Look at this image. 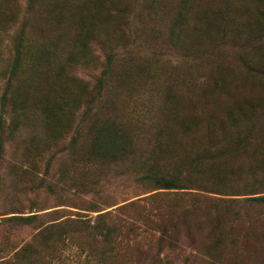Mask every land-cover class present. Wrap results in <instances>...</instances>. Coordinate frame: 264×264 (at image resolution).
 <instances>
[{"label": "trees", "instance_id": "obj_1", "mask_svg": "<svg viewBox=\"0 0 264 264\" xmlns=\"http://www.w3.org/2000/svg\"><path fill=\"white\" fill-rule=\"evenodd\" d=\"M118 1L125 3L124 0ZM153 1L145 0V3ZM255 1L264 5V0ZM29 2L27 12L31 6L37 5L38 0ZM82 2L87 4L82 9L86 19L76 34L86 42L88 37L98 33L102 25L101 18L105 17L104 22H107L108 15L112 12L116 14L123 11L115 0ZM236 4L232 0L225 2L224 7L227 6L228 9ZM190 5L192 11L201 16L200 27L196 29L185 28L190 26V22L183 15L187 13ZM175 8L172 17L178 21L176 20L177 24L171 23L167 27L168 30H165L168 31L169 37L178 38L177 36L186 30L190 37L195 39L197 34L204 32L201 24L205 23L206 8L197 9L195 0H176ZM62 9L64 5L61 1L47 4L42 9L50 33L56 31L52 25L58 20ZM218 14L222 17L224 12L220 10ZM43 28L45 29V26ZM81 30L83 32L79 36ZM38 31L42 32L43 41L48 42L44 31L41 28ZM66 35L65 33V38ZM71 41L61 40V50L53 63L51 60L44 62L43 58L44 64L39 61V79L33 90L35 95L40 94L39 103L34 111L28 113L25 119L27 121L28 118V121L23 125H19L18 118L11 119L15 121L13 130H16L9 134L13 140H20L22 146L26 144V147L29 145L31 148V144L39 143V149L36 147L35 150L37 153L59 148L61 145L57 151L63 152V155L69 153L74 157L77 178L76 182H72L73 185L78 192L84 189V194L91 193V198L80 195L76 198L86 203L84 210L97 213L89 216L76 212L73 217L62 214L48 219L47 216L55 214L56 211L34 213L39 209L33 204L36 202L32 201L29 207L32 210H28L27 215H11L3 217L0 221L11 228L32 225L36 229L31 239L14 251L11 260L1 259L0 264H54L55 261L60 262L63 259L64 251L69 245L77 246L80 252L82 249L85 251L84 260L87 264H101L107 258L116 260L119 264H234L229 258L226 259V254L229 250L232 254V248L237 242L234 236H230L231 229L226 227L224 222L226 228H222L217 237L215 230L220 229L219 219L222 216H219H225L224 212L230 210L233 204L248 200L249 204L264 205V195L244 197L243 200L223 197L249 194V186L252 187L251 191L264 189V185L261 186L259 181L254 179L256 175L253 172L250 174L253 181L249 182L245 178L249 173L242 161L245 154L249 153V140L257 141L255 145L264 142L262 108L257 110L262 118L259 115L252 117L257 123L254 122L250 126L244 121L247 116L253 114L254 105L247 106L243 100H236L238 102L230 107V101L226 107L222 104H210L209 101L203 102L199 114L191 117L185 115L184 110L180 108L181 104L180 107L176 106L170 97L162 99L163 97L154 90L155 98L145 99L148 104L140 102L142 108L152 110L151 114L143 119L132 117L122 112L114 102V99L121 95V81L128 77V63L118 59L114 49L106 46L109 54L100 64V75L96 83H78L80 79L74 76L73 68L85 67L92 60L84 46ZM143 44L140 43V46ZM221 44L214 45L222 47ZM237 48L243 49L244 46ZM49 51L50 55L53 51ZM201 52V47L191 51L189 68L192 64L198 66L194 58ZM222 54L224 56L227 53ZM240 54L242 56V53L237 52L232 56L227 54L226 59L221 56L222 59H219L209 52L205 57L201 54V69L204 74L207 73V79L216 84L215 74L218 68L223 64L233 66L229 61L231 59L235 64L233 68L230 67L231 74L228 73V76L233 79L235 74H241L238 62L248 59ZM155 59L163 58L160 55ZM134 60L135 63L138 60L146 62L148 58L143 56ZM203 60H206L207 69ZM245 63L249 70V63ZM14 64L13 62V66ZM138 66L135 65V68L141 71ZM187 78L192 80L193 77L187 75ZM106 83L108 86H105ZM185 84L188 86L189 82L186 81ZM151 92L147 94L151 95ZM226 93L230 96L229 92ZM184 102L182 107L196 109L192 99H187L186 104ZM80 103L82 108L80 106L78 110ZM196 103L199 105V102ZM206 108L207 113L204 111ZM161 111L165 112L163 116L156 114ZM75 115H78V120L73 125L71 134L67 136L70 125L76 121ZM176 130L184 136V142L178 140L179 133L173 134ZM3 153L0 142L1 157ZM258 156L262 158L264 152L258 153ZM117 179L127 189L142 187V193L156 191L135 199L130 197V200L125 199L128 201L122 200L121 202L125 201L123 203L116 202L108 195L113 192L102 194L99 189H112ZM162 195L172 196L169 199L170 204L166 205L168 210L145 209L143 201L152 202ZM93 203L94 206H91ZM95 203L98 205L95 206ZM99 206L111 208L100 212L101 209H97ZM222 234L225 237L222 238ZM251 238L253 239H250L249 243L253 242L255 248L264 247L263 233ZM224 246L226 253L223 254ZM252 252L256 257L254 261L260 260L261 254L264 256V252ZM262 260L264 261V258Z\"/></svg>", "mask_w": 264, "mask_h": 264}, {"label": "rangeland", "instance_id": "obj_2", "mask_svg": "<svg viewBox=\"0 0 264 264\" xmlns=\"http://www.w3.org/2000/svg\"><path fill=\"white\" fill-rule=\"evenodd\" d=\"M56 1H61L64 9H62V13L58 14V20L52 25L56 31L50 33L49 27L45 24V14L42 9L47 4L50 5ZM82 1L42 0L40 2L38 0L37 5L31 6L30 11L27 12L29 0H0V142L4 151L2 157L0 156V221L3 220V217L11 215H27V211L32 210L29 207L33 202H36L33 204L39 209L34 213L56 211L55 214L47 216L48 219L62 214L73 217L76 212L86 213L89 216H94L97 213L84 210L86 203L76 198L79 195L91 198V193L84 194L86 191L84 189L82 192H78L79 190L73 185L72 182H76L77 178L74 157L69 153L63 155V152L57 151L61 145L59 148L46 149L47 151L37 153L35 150L36 147L39 149V143L31 144V148L29 145L26 147V144L22 146L20 140H13L9 134L16 130H13L15 121L13 122L12 118H18L19 125H23L28 121V118L27 121L25 120L28 113L37 107L40 94L35 95L33 90L39 79L38 65L40 64L38 63L40 60L41 64H44L45 60H51L53 63L61 50V40L65 42L71 39V42L84 46V50L89 53L92 60L85 67L73 68L74 76H78L80 79L78 83L81 81L82 83L86 82L87 85L96 83L100 75V64L109 54L106 46L114 49L118 54V59L121 58L124 63H128L126 68L128 77L121 81V95L116 97L114 102L119 105L122 112L132 117L137 116L143 119L146 115L151 114L152 110L142 108L140 102L144 101V104H148L147 101L145 103V99L154 97L155 92L153 91L156 90L157 94L163 97L162 99L170 97L175 101L176 106L180 107L181 104L180 108L184 110L185 115L191 117L199 114L198 111L203 102L209 101L210 104H222L226 107L230 101V107L238 102L236 100H243L246 101L247 106L254 105L253 114L247 116L245 124L250 126L254 122L257 123L254 121L255 119L252 120V117L260 116V112H257L259 108H262V117L264 118V5L262 3L255 0H234V3L237 4L227 9V6L224 7L225 2L232 0H195L197 9L206 8V10H204L205 23L201 24L204 32L197 34L194 39L186 30L184 33H180L178 38L176 36L169 37L168 31H165L168 30L167 27L171 23L177 24L178 19L176 18V21L172 17L173 11L176 9V0H154L152 3H145V0H124L125 3H119L118 0H115L123 11L116 14L112 12L108 15L107 22H104L105 17L101 18L102 25L98 29V33L88 37L86 42L83 37H78L76 34L78 29L85 24L84 20L86 19L82 9L87 4ZM220 10L224 12L222 17L218 14ZM109 12L110 8L108 7ZM183 16L190 22V26L185 28L200 27L201 16L192 11L191 5ZM40 28L44 31L48 42H46L47 40L43 41L42 32L38 31ZM82 32L83 30L80 31L79 36ZM65 33L67 34L66 38ZM78 38H80L79 42H77ZM140 43H144L143 46H140ZM215 43H222V47L214 45ZM238 46H244V48L239 49ZM197 47L202 48L201 54L204 57L207 52L216 55L219 59H222L220 56L226 59L227 54L232 56L235 52L242 53L241 57L248 58L245 62L249 63V70L246 67L247 64L242 60L243 62H238L241 74H235L231 79L228 73L231 74L230 67L233 68L235 63L234 60L229 59L233 66L231 64L221 65L215 74L216 84H213L210 79H207V73L204 74L201 69L203 59L201 54L194 58L198 62V66L195 67L192 64L190 68L188 67L191 51ZM49 49L53 51L50 55ZM223 52L227 54L223 56ZM160 55L163 59H155ZM15 56H17L16 62ZM143 56L148 58L146 62L138 60L135 63L136 57ZM203 61L204 67L207 69L206 60ZM216 62L220 61L216 60ZM135 65H139L141 71L137 70ZM252 69L254 70L252 71ZM187 75L190 78L193 77L192 80H189ZM64 80L67 82L66 77ZM186 81L189 82L188 86L185 84ZM68 83L70 86L73 85L70 80ZM105 86L108 84L106 83ZM150 91H152L151 95L147 94ZM226 92H229L230 96ZM187 99L193 100L195 110L192 107H182V102L186 100L184 102L186 104ZM260 101H262L260 104H256ZM196 102H199V105ZM81 105L80 103L78 110ZM140 107L141 110H139ZM207 108L204 110L206 113ZM164 109L168 110V108ZM164 113L161 111L156 114L163 116ZM77 116L75 115L76 121L70 125L67 136L71 134L73 125L76 124ZM262 117L260 116V118ZM179 132L176 130L173 134ZM185 139L188 141L187 138ZM178 140L181 143L185 141L181 133L178 135ZM256 142L249 140V153L245 154L242 161L249 173L245 178L249 182L253 181L250 176L253 172L256 175L254 179L259 181L258 183L262 186L264 185V180H262L264 177V160H262L264 156L260 158L258 153L264 152V142L255 145ZM25 148H27L26 151ZM16 149L19 150L16 151ZM114 182L112 189L103 187L99 190L102 194L113 192L108 195L111 200L116 202L130 197L135 199L156 191L142 193L144 191L142 187L127 189L122 186L120 180L117 179ZM251 190L252 187L249 186V194L224 195L223 197L243 200L244 197L264 195L262 192L264 189ZM171 197L162 195L152 202L143 201L142 204L145 209L151 211H164L168 210L166 205L170 204ZM92 199V201L95 200L94 197ZM100 202L98 201V203ZM98 203H95V206ZM92 205L94 206V203ZM110 208L97 207V209H101L100 212ZM11 211L17 212L11 213ZM224 213H226L225 216L224 214L219 216H222L219 219L220 229L215 230V237L226 226L231 229L230 236H234L237 240L232 248V254L229 250L226 259L229 258V261L234 264H264L262 260L264 256L261 254V259L254 261L256 257L252 252L253 250H257L259 253L264 252L262 249L264 247L257 249L253 246V242L249 243V240L253 239L252 236L264 234V205L262 203L249 204L247 200L243 203L233 204L232 208ZM35 231L36 229L32 225L11 228L0 222V260H11L14 251L28 242ZM223 237L225 235L222 234ZM64 252L63 259L60 262L55 261L54 264H87L84 260L85 251L83 249L80 252L77 246L69 245ZM224 253H226L225 246L223 247ZM101 264H119V262L107 258Z\"/></svg>", "mask_w": 264, "mask_h": 264}]
</instances>
